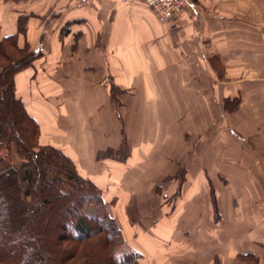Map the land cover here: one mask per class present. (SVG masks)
Segmentation results:
<instances>
[{
	"label": "crops",
	"instance_id": "1",
	"mask_svg": "<svg viewBox=\"0 0 264 264\" xmlns=\"http://www.w3.org/2000/svg\"><path fill=\"white\" fill-rule=\"evenodd\" d=\"M0 0L14 96L138 264H264V0Z\"/></svg>",
	"mask_w": 264,
	"mask_h": 264
},
{
	"label": "trees",
	"instance_id": "2",
	"mask_svg": "<svg viewBox=\"0 0 264 264\" xmlns=\"http://www.w3.org/2000/svg\"><path fill=\"white\" fill-rule=\"evenodd\" d=\"M0 57L8 60V52L0 48ZM28 60L18 61L13 74ZM9 66L0 72V144L14 141L26 159L0 168V264H138L109 212L82 214L87 204L103 202L101 193L62 151L39 144L37 123L15 98L13 78L8 87L1 81ZM118 245L124 248L117 254Z\"/></svg>",
	"mask_w": 264,
	"mask_h": 264
},
{
	"label": "rangeland",
	"instance_id": "3",
	"mask_svg": "<svg viewBox=\"0 0 264 264\" xmlns=\"http://www.w3.org/2000/svg\"><path fill=\"white\" fill-rule=\"evenodd\" d=\"M0 48L3 51L8 52V56H9L8 60L3 59V57H0V72H1V70H3L6 67V65H10L9 69L7 70L8 72L7 71L5 72L6 74L3 75V78L1 80L4 83V85L6 86L7 84H9V82L11 81V79L14 76V74H13V71L15 70L14 65L16 63H18V61L22 62V59L25 58L26 56H28V53H27L28 47H24L23 49L18 48L16 45L15 38H12V39H9L8 41L2 42L0 44ZM11 65H13L12 68H11ZM7 79L9 81H7V84H6ZM7 87H8V85H7ZM25 159H26L25 154L19 152L18 146L14 141H9L7 143L0 144V168L3 166H6V165L17 166L21 162H23ZM64 169H65V166L62 167L63 171H64ZM53 174H54V172L50 173V175H53ZM83 188L87 189V185L86 184L83 185ZM94 202H93V204H87L86 206H84L81 209L82 214H85V215H101L104 210H106L107 212H110L112 202L106 201L105 199H103V202H99L98 199L94 200ZM92 239L93 240L91 241L90 244H93V245H95L97 243V241L99 240V238H97L96 236H93ZM88 245L86 246L85 250L89 252L90 248H88ZM122 248H124L123 245L115 246V253L118 254L119 249H122ZM110 251H111V249H110Z\"/></svg>",
	"mask_w": 264,
	"mask_h": 264
},
{
	"label": "built area",
	"instance_id": "4",
	"mask_svg": "<svg viewBox=\"0 0 264 264\" xmlns=\"http://www.w3.org/2000/svg\"><path fill=\"white\" fill-rule=\"evenodd\" d=\"M80 4H88L91 0H78ZM126 4L140 2L154 11L161 23L170 22L176 15L190 9V0H123Z\"/></svg>",
	"mask_w": 264,
	"mask_h": 264
}]
</instances>
